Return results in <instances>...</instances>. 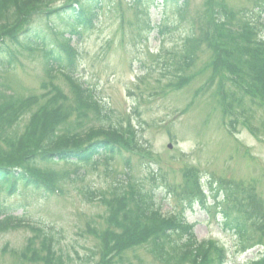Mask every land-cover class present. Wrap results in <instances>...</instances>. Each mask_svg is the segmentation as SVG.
Here are the masks:
<instances>
[{"label": "rangeland", "instance_id": "rangeland-1", "mask_svg": "<svg viewBox=\"0 0 264 264\" xmlns=\"http://www.w3.org/2000/svg\"><path fill=\"white\" fill-rule=\"evenodd\" d=\"M71 1L75 0H47L45 4L61 8ZM135 1L113 0L91 31L71 39L79 52L71 75L47 77L42 52L22 51L16 70L0 80V109L12 101L42 96L50 82L69 95L70 84L78 81L89 89L98 108L104 109L97 117L92 111L84 117L74 116L70 125L86 127L83 132L89 127L123 130L127 136H122V152L131 163L132 178L161 197L165 182L181 192L189 172L197 171L196 181L202 184L208 206L184 211L187 224L194 226L199 242H213L226 251V264H254L264 255V218L261 229H253L241 245L234 233L223 229L211 187L220 184L228 195L234 188V202L251 201L254 195L264 212V107L245 93L249 79L234 84L223 76L214 77L215 55L205 40L212 37L205 29L211 31L206 17L212 9L222 12L225 6L240 18L253 15L257 20L261 14L251 39L264 40L262 7L256 0H188L187 16L181 18L162 0ZM235 24L223 33L230 29L244 33ZM166 26L169 29L161 33ZM55 27L60 33L67 29L56 21ZM231 46L226 39L225 48ZM221 89L227 94L225 101L217 94ZM229 105L235 116L225 114ZM107 164L109 168L83 166L79 179L68 181L60 175L54 196L29 190L16 196L1 195L3 205L20 222L7 231L0 225V264H160L144 249L126 254L123 260L100 262L104 250L94 231L105 230L109 210L98 199L90 201L85 193L94 191L98 197L127 168L117 159ZM68 169L77 168L62 164L42 168L43 173L56 175ZM161 204L165 214L178 206L172 198ZM33 251L39 257H33Z\"/></svg>", "mask_w": 264, "mask_h": 264}, {"label": "trees", "instance_id": "trees-1", "mask_svg": "<svg viewBox=\"0 0 264 264\" xmlns=\"http://www.w3.org/2000/svg\"><path fill=\"white\" fill-rule=\"evenodd\" d=\"M46 1L0 0V80L16 70L22 51L30 54L42 52L47 77L55 73L75 72L78 51L72 47L71 39L91 31L100 13L113 5V0H75L61 8H50ZM140 1L143 2H135ZM162 1L178 16L186 18L188 0ZM256 3L262 7L263 13L264 0H256ZM206 18L211 31H205L212 38L207 36L205 40L215 55L214 77L223 76L234 84L249 79L244 87L245 93L255 97L264 107V40L251 39L254 27L260 25L261 14L257 20L253 15L240 18L234 10L229 12L222 6V12L212 9ZM239 20L244 22L237 23ZM55 21L67 29L58 32ZM233 23L242 27L244 33L230 29L225 35L224 29ZM168 29L166 26L161 33ZM226 39L232 45L230 50L225 48ZM240 40L242 42H238ZM199 42H202V37ZM237 45L241 47L236 49ZM49 87L42 96L12 101L0 109V196H16L22 194V190L39 193L40 196H54L58 190L54 184L60 180V175L68 181L73 180L72 177L79 179L83 177V166L107 165L109 168L107 163L111 159L121 160L127 168L125 173L117 175L109 190L101 191L98 197L94 191L85 193L90 201L98 199L109 210L105 220L107 228L101 233L94 231L104 250L100 262L123 260L126 254L144 249L160 264H226L228 255L223 248L213 242H199L194 235V226L187 224L185 218L184 211L188 208L208 206L202 184L196 181L197 171L189 172L187 184L181 192L178 186L172 187L165 182L163 196L154 194L152 189H147L146 183L135 182L130 174L131 163L124 159L122 152V136H127L123 130L103 128L98 131L100 128L89 127L87 132H83L86 127L83 130L70 125L74 116L84 117L89 111L96 117L103 113L104 108H98L89 89L75 82L70 84L71 93L68 95L54 82H50ZM217 94L226 100L227 94L222 89ZM232 109V105L226 106L225 114L228 111L233 116ZM61 164L74 166L77 170H63L59 175L43 173L42 168ZM154 176L151 178L153 181ZM211 190L214 192L215 211L218 209L216 212L222 216L223 229L234 233L238 243L247 242L253 229H261L264 218L261 200L252 195L251 201L243 198L234 202V188H230L228 195L220 184ZM171 198L179 210L172 208L165 214L161 203ZM8 210L0 200V225L4 231L20 222L15 221ZM10 221L15 222L12 224ZM32 231L48 236L42 231ZM32 253L33 257H39L34 251ZM54 264L58 262L54 261ZM254 264H264V255Z\"/></svg>", "mask_w": 264, "mask_h": 264}]
</instances>
